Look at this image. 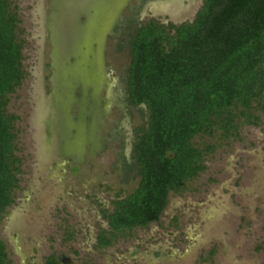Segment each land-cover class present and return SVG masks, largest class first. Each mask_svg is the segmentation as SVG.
<instances>
[{
  "label": "rangeland",
  "instance_id": "rangeland-1",
  "mask_svg": "<svg viewBox=\"0 0 264 264\" xmlns=\"http://www.w3.org/2000/svg\"><path fill=\"white\" fill-rule=\"evenodd\" d=\"M25 79L10 97L20 189L0 225L10 264H264V114L230 136L202 135L206 170L172 193L160 223L97 238L103 211L140 182L135 145L148 121L129 102L139 24L195 20L204 0H11Z\"/></svg>",
  "mask_w": 264,
  "mask_h": 264
},
{
  "label": "trees",
  "instance_id": "trees-1",
  "mask_svg": "<svg viewBox=\"0 0 264 264\" xmlns=\"http://www.w3.org/2000/svg\"><path fill=\"white\" fill-rule=\"evenodd\" d=\"M11 0H0V225L20 189L22 161L16 155L18 117L8 111L10 97L25 79V40ZM129 102L147 112L135 145L140 182L135 191L103 211L108 227L99 249L119 237L159 223L172 193L206 170L194 140L227 136L238 119L258 126L264 114V0H204L193 23L139 24L132 43ZM0 264H10L0 238ZM46 264H65L55 256Z\"/></svg>",
  "mask_w": 264,
  "mask_h": 264
},
{
  "label": "flooded vegetation",
  "instance_id": "flooded-vegetation-1",
  "mask_svg": "<svg viewBox=\"0 0 264 264\" xmlns=\"http://www.w3.org/2000/svg\"><path fill=\"white\" fill-rule=\"evenodd\" d=\"M202 6H203V4H202ZM202 6H201V8H202ZM201 8H200V9H201ZM200 9H199V11H200ZM199 11H198V12H199ZM197 15H198V13H197ZM197 15H196V18H197ZM196 18H195V19H196ZM194 21H195V20H194ZM194 21L189 22V23H193ZM180 25H181V24H180ZM161 219H162V218H161ZM160 222H161V220H160ZM160 222H159V223H160Z\"/></svg>",
  "mask_w": 264,
  "mask_h": 264
}]
</instances>
